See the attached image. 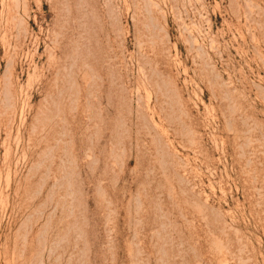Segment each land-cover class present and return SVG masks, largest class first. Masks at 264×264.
<instances>
[{"label":"rangeland","instance_id":"374dc122","mask_svg":"<svg viewBox=\"0 0 264 264\" xmlns=\"http://www.w3.org/2000/svg\"><path fill=\"white\" fill-rule=\"evenodd\" d=\"M0 264H264V0H0Z\"/></svg>","mask_w":264,"mask_h":264}]
</instances>
